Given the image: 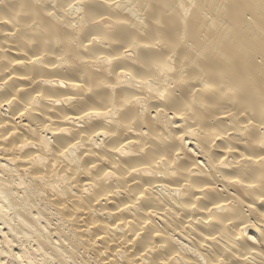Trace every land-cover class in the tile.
I'll return each instance as SVG.
<instances>
[{"label":"bare ground","instance_id":"bare-ground-1","mask_svg":"<svg viewBox=\"0 0 264 264\" xmlns=\"http://www.w3.org/2000/svg\"><path fill=\"white\" fill-rule=\"evenodd\" d=\"M0 264H264V0H0Z\"/></svg>","mask_w":264,"mask_h":264}]
</instances>
